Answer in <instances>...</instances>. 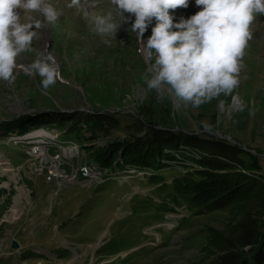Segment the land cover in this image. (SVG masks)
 Here are the masks:
<instances>
[{"label":"rangeland","instance_id":"rangeland-1","mask_svg":"<svg viewBox=\"0 0 264 264\" xmlns=\"http://www.w3.org/2000/svg\"><path fill=\"white\" fill-rule=\"evenodd\" d=\"M46 2L60 14L58 21L49 24L39 12L18 10L22 23L41 28L36 29L34 51L17 57L15 80L0 79V264H213L224 247L228 250L226 239L241 232L246 214L256 208L260 188L248 196V202L237 200L227 212L198 214L169 197L174 194L168 182L173 172L164 175L165 184H157L161 180L153 172L126 163L113 175L117 178L108 176L99 187L78 181L62 191L56 179L47 180V170L41 172L49 155L59 151L64 168L76 174L81 164L104 169L95 160L97 153L66 144L71 135H60V148L47 143L44 136L56 137L57 127L54 132L47 127L31 130L27 136L20 132L31 129L32 114L79 110L85 113L82 122L86 114L110 117V123L123 128L117 134H123L124 140V127L132 116L145 125L170 123L196 134L228 138L255 156L258 152L264 172V14H255L250 25L239 86L196 108L178 101L169 86L159 98L156 90L147 87L156 54L144 44L152 34L154 18L139 40L131 30L133 14L125 13L132 21L123 23V14L110 0H80L71 7V0ZM200 10L195 0H189L187 8L170 14L176 23ZM109 15L112 22L122 23L115 36L96 31V18ZM49 54L59 64L62 78L44 89V78L25 69ZM41 130V136H33ZM96 139L97 146L109 145L105 136ZM35 145L44 147L45 155L33 156ZM163 199L175 209L168 210L161 222L156 215L163 212L153 203ZM136 200L139 203H131ZM145 200L151 208L145 207Z\"/></svg>","mask_w":264,"mask_h":264},{"label":"clouds","instance_id":"clouds-1","mask_svg":"<svg viewBox=\"0 0 264 264\" xmlns=\"http://www.w3.org/2000/svg\"><path fill=\"white\" fill-rule=\"evenodd\" d=\"M110 2L123 14V23L132 21L125 13L133 14L131 30L139 40L153 18L156 21L144 44L156 54L147 87L156 90L159 98L169 86L178 101L196 108L221 93L231 94L239 86L244 51L252 35L250 25L255 14H264V0H195L201 10L174 23L170 10L187 8L189 0ZM79 3L80 0H71L69 7ZM18 10L39 12L49 24L57 22L60 15L46 0H0V79L9 82L15 80L14 70L20 67L17 57L34 51L36 29L41 28L40 24L22 23ZM95 24L98 33L115 36L122 23L112 22L109 15L98 16ZM25 71L43 77L44 89L62 78L60 66L51 54L38 58ZM218 107L223 111L224 102L220 101Z\"/></svg>","mask_w":264,"mask_h":264},{"label":"trees","instance_id":"trees-1","mask_svg":"<svg viewBox=\"0 0 264 264\" xmlns=\"http://www.w3.org/2000/svg\"><path fill=\"white\" fill-rule=\"evenodd\" d=\"M65 112L49 110L32 114L29 116L31 129L17 131L27 134L40 127L57 131L54 128L57 127L60 135L72 136L66 144H78L86 151L91 149L92 153L96 152L95 160L112 172L119 171L127 163L131 167L153 172L151 174L161 180H156L157 184H165L164 175L173 172V178L168 182L172 183L174 194L169 197H173L172 202L176 205L196 210L198 214L227 212L237 200L245 198L243 201L248 202V196L260 188L262 194L258 197L256 208L246 214L248 217L241 223V232L226 239L228 250L224 247V254L219 255L213 264H264V172L258 152L255 156L237 142L185 131V128L170 123L147 122L149 125L146 124V127L143 120H135L132 116L124 127L125 139L122 140L120 137L123 134H117V131L123 128L119 123H110V117L86 114L82 122L83 111ZM87 132L89 135H86ZM102 136L109 139L110 147L108 144H95L96 138ZM243 154L249 155L250 161L242 157ZM164 200L153 203L158 204L155 208L163 212L156 215L161 222H164L162 220L168 210L175 209ZM142 202H146V208H151L149 200ZM131 203H139V200Z\"/></svg>","mask_w":264,"mask_h":264},{"label":"built area","instance_id":"built-area-1","mask_svg":"<svg viewBox=\"0 0 264 264\" xmlns=\"http://www.w3.org/2000/svg\"><path fill=\"white\" fill-rule=\"evenodd\" d=\"M46 134L47 135H45L44 138L45 139L49 138L47 143H51L52 145L53 144L57 145L58 148H60V145H58V143H60V140L57 139V137H59V134L56 133V137L52 139L50 138L52 134L50 133H46ZM30 137H33V136H30ZM34 142L38 145V142H36L35 140ZM40 145L37 147L36 145L34 146L33 148L34 150L32 151L33 156L41 157L42 154L45 155V150H44L45 148ZM73 145L75 144H70V146H73ZM70 153H71V149H70ZM63 160H64V157L60 155L59 151H57L55 154L49 155V158L46 159V162L47 161L48 162L46 163V165L43 166V169H42V171L44 169H47V172H48V176L46 177L47 180L48 181H52L54 179L59 180L62 189H67L70 183L78 179H83L88 184H91V185L95 184L96 186H99L108 181L107 180L108 176L111 177L110 180L113 178H117L116 176H113L116 172H112V170L103 166L102 164H99V165L102 166L104 169L96 168L94 164L92 165L81 164L79 165L80 167H79L78 173L71 174L66 170V168H64ZM125 178H128V175L126 177H123L122 181H124Z\"/></svg>","mask_w":264,"mask_h":264},{"label":"bare ground","instance_id":"bare-ground-1","mask_svg":"<svg viewBox=\"0 0 264 264\" xmlns=\"http://www.w3.org/2000/svg\"><path fill=\"white\" fill-rule=\"evenodd\" d=\"M237 100V99H236ZM41 132H42V130L40 131V132H38L37 134H34L33 136H38V135H40L41 136ZM14 212V211H13ZM15 215V214H14ZM14 217V219H16V217L15 216H13Z\"/></svg>","mask_w":264,"mask_h":264},{"label":"water","instance_id":"water-1","mask_svg":"<svg viewBox=\"0 0 264 264\" xmlns=\"http://www.w3.org/2000/svg\"><path fill=\"white\" fill-rule=\"evenodd\" d=\"M12 246H13V248H17L18 247V243L16 241H14Z\"/></svg>","mask_w":264,"mask_h":264}]
</instances>
